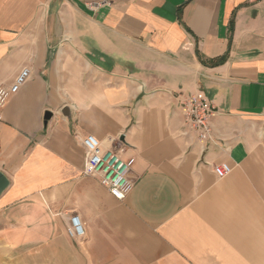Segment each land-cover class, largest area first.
<instances>
[{"label": "crops", "instance_id": "obj_1", "mask_svg": "<svg viewBox=\"0 0 264 264\" xmlns=\"http://www.w3.org/2000/svg\"><path fill=\"white\" fill-rule=\"evenodd\" d=\"M25 67L0 120V264H264V0H0V87ZM196 93L211 142L181 109ZM87 135L135 159L124 201L84 175Z\"/></svg>", "mask_w": 264, "mask_h": 264}, {"label": "built area", "instance_id": "obj_2", "mask_svg": "<svg viewBox=\"0 0 264 264\" xmlns=\"http://www.w3.org/2000/svg\"><path fill=\"white\" fill-rule=\"evenodd\" d=\"M32 72L28 67L23 68L16 76L14 83L0 87V120L2 111L8 101L16 96L21 88L31 79ZM181 109L186 124L197 134L200 142L206 143L213 140L211 120L217 110L202 94H190L181 103ZM113 147L104 148L103 144L93 135H87L82 140L85 150L84 175L97 177L102 186L118 201H124L133 191L134 181L130 175L135 165V159H124L117 149L115 141L111 140ZM218 179H224L232 173V168L227 165H219L214 168ZM68 237L74 241H82L85 238V227L78 216H72L66 228Z\"/></svg>", "mask_w": 264, "mask_h": 264}, {"label": "water", "instance_id": "obj_3", "mask_svg": "<svg viewBox=\"0 0 264 264\" xmlns=\"http://www.w3.org/2000/svg\"><path fill=\"white\" fill-rule=\"evenodd\" d=\"M50 118H51V114L48 113L46 115V120H49ZM8 186H9L8 180L3 175H0V195L7 189Z\"/></svg>", "mask_w": 264, "mask_h": 264}]
</instances>
